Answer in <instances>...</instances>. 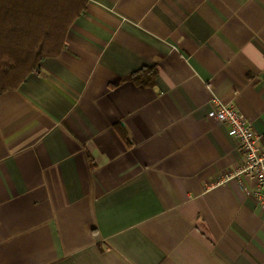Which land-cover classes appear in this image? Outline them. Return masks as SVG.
<instances>
[{
    "label": "crops",
    "instance_id": "0c3cea01",
    "mask_svg": "<svg viewBox=\"0 0 264 264\" xmlns=\"http://www.w3.org/2000/svg\"><path fill=\"white\" fill-rule=\"evenodd\" d=\"M214 97L264 132V0H86L0 91V264H264Z\"/></svg>",
    "mask_w": 264,
    "mask_h": 264
},
{
    "label": "trees",
    "instance_id": "16d2710c",
    "mask_svg": "<svg viewBox=\"0 0 264 264\" xmlns=\"http://www.w3.org/2000/svg\"><path fill=\"white\" fill-rule=\"evenodd\" d=\"M86 0H0V91L56 56Z\"/></svg>",
    "mask_w": 264,
    "mask_h": 264
},
{
    "label": "built area",
    "instance_id": "2783aa9c",
    "mask_svg": "<svg viewBox=\"0 0 264 264\" xmlns=\"http://www.w3.org/2000/svg\"><path fill=\"white\" fill-rule=\"evenodd\" d=\"M207 116L228 127L229 135L236 140L242 154L238 167L228 175L253 181L248 194L255 206L264 210V132L256 135L251 123L239 112L235 104L223 102L215 97L211 100Z\"/></svg>",
    "mask_w": 264,
    "mask_h": 264
}]
</instances>
